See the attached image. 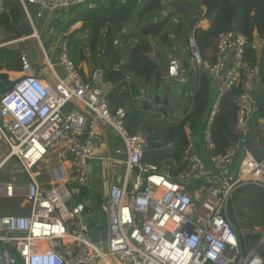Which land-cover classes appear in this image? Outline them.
Wrapping results in <instances>:
<instances>
[{"label": "built area", "instance_id": "obj_1", "mask_svg": "<svg viewBox=\"0 0 264 264\" xmlns=\"http://www.w3.org/2000/svg\"><path fill=\"white\" fill-rule=\"evenodd\" d=\"M6 1L22 10L31 30L10 44L34 41L41 61L20 51L21 76L0 94V208L14 211L0 213V264H264V226L239 230L229 215L239 188L264 189V158L258 160L246 144L239 153L247 112L256 106L259 89L256 69L244 59L247 39L235 30L223 31L203 57L194 38L196 26H185L192 30L181 51L188 62L170 57L168 78L181 84L192 79L193 91L189 111L171 122L180 123L190 113L202 72L214 91L200 148L199 138L186 127L184 168L172 172L170 166L145 162V138L127 128L125 110H110L111 86L102 70L83 75L69 59L64 38L44 45L29 11L36 9L34 19H45V12L51 19L76 6L90 10L99 0H0V15L9 14ZM252 37L254 50L264 44L255 27ZM232 92L237 141L215 153L212 125L222 98ZM145 95L141 91L135 100L146 101ZM160 121L167 123L163 116ZM257 123L264 127V119ZM100 129H110L119 140L121 158L111 163L123 169L121 182L110 185L100 201L107 252L90 242L83 219L68 208L88 193V167ZM5 171L10 177L25 176L29 184L4 179Z\"/></svg>", "mask_w": 264, "mask_h": 264}, {"label": "trees", "instance_id": "obj_2", "mask_svg": "<svg viewBox=\"0 0 264 264\" xmlns=\"http://www.w3.org/2000/svg\"><path fill=\"white\" fill-rule=\"evenodd\" d=\"M163 2L165 0H127L124 4H120L115 0L110 8L102 6H95L90 10L78 8L76 19L70 24L82 22L83 26L79 33H86V37L81 40L77 38L78 33L76 32L66 38L68 56L75 66L84 62L92 69H100L98 56L103 27L107 28L106 39L112 35L117 22H121L124 26L135 14L140 22H145L136 29L137 32H133L130 36L131 45H134L122 69L117 67L120 64L118 55L108 56V66L100 69L103 72L104 82H109L115 87L107 96L110 110L115 111L118 108L125 110L127 128L130 130L142 111L141 107H135V102H137L135 98L139 97V83L141 80L146 82L152 77L157 84L161 80L157 67L145 55L151 52L148 39H157L162 43H167L170 37L178 42L184 41L186 46L187 37L192 33L191 27H184L181 23L175 25L170 23L169 19L176 15L175 12L169 11L168 19L160 21L154 19V15L160 12V7L164 6ZM194 2L198 8L203 9V12L201 10L196 13L191 24L195 25L203 18L210 22L207 30L196 29L194 31V38L203 57L212 52L213 42L223 31L235 30L248 41L244 59L258 71L261 86L254 96L256 106L247 112L244 137L246 146L251 148L258 160H262L264 158V138L259 137V134L263 131L264 135V127L261 129L257 121L264 119V44L257 55L256 50L252 48V32L255 27L258 38L264 39V0H194ZM1 26L8 31L16 30L18 37L29 35L31 32L22 10L16 4L10 6L9 14L0 15ZM123 26L119 32H122ZM121 42L128 45V38L122 36ZM210 61L212 62V59ZM3 69L9 72H21L19 50L0 48V70ZM11 75L13 74L9 75L11 79L18 78ZM129 76L136 83L128 86L125 80ZM0 79V94H2L12 83L8 81L5 74H1ZM123 88L128 89L120 92ZM213 91L208 76L202 72L200 87L193 99V107L182 122L162 125L155 121L156 117L153 116L158 114V110L143 113L139 120L138 130L142 132L147 143L144 153L145 162L159 167L170 166L172 172L183 170L184 166L180 162L186 146L185 128L188 126L199 138L196 142L199 149L204 117L213 100ZM233 97L232 92L222 98L212 125L215 153L224 152L228 146L237 141L233 134L236 117V109L232 105ZM161 113L164 116L168 114L164 109ZM172 120L175 121L176 118ZM231 205L233 208H230V212L235 215L232 214L233 219L235 221L238 219L242 223L243 230L252 231L255 227L264 226V189L254 185L241 187L234 193Z\"/></svg>", "mask_w": 264, "mask_h": 264}, {"label": "crops", "instance_id": "obj_3", "mask_svg": "<svg viewBox=\"0 0 264 264\" xmlns=\"http://www.w3.org/2000/svg\"><path fill=\"white\" fill-rule=\"evenodd\" d=\"M113 1H115V0H99L97 3H95V5L110 8L112 6ZM178 1L181 2V0H178ZM186 1H188L190 4H192L194 6V3H193L194 0H186ZM164 3L165 2H163V5H164ZM163 7H165V6H163ZM187 7L189 8V12L186 16H191V19H190V21L184 20L185 23H184V25L182 24V26H184V27L187 25L188 22L190 23L192 21V19L196 16V13H195L196 11L194 8L197 6L195 5V7L192 8L191 6L188 5ZM80 9H81V7H80ZM82 9H84V8H82ZM198 9H199L198 12H200L201 10L203 12L202 8H198ZM84 10H87V9H84ZM29 11L32 15V19L34 20V22L36 24V29L38 30L37 32H38V34H39L44 45L56 44L58 42H61V40L63 38L66 39L71 34H74L76 32L78 33L77 38L82 40L86 37V33H79L80 29L83 26L82 22L70 24L74 21V19H76L77 14L74 15L73 17L69 18V16H68L69 11H67V12H62L60 14H55L50 19L51 16L48 17L47 16L48 13L45 12V19L41 20V19H36V18L34 19V15L36 13L35 8H29ZM163 12H165V11H163ZM165 13L167 14V17H168L169 16L168 13L167 12H165ZM141 23L142 22H140V21L138 22L139 27L142 25ZM122 26H123V24H122ZM195 26L197 29L207 30L210 26V22L207 19L203 18V19L199 20L197 23H195ZM17 28L19 29V26ZM134 32H137V30H134ZM16 34H17L16 30L15 31H12V30L8 31L4 27L1 26L0 27V45H4V46H0V48L26 51L29 54H31L32 52H38V48H37L36 43L34 41H31V40H29L25 43H21V44H10L11 41H13L15 38L18 37V36H16ZM132 34H133V32H132ZM149 39H151V38H149ZM149 39H148V41H149ZM258 39H260V38H258ZM106 40H107V38L105 39V42H106ZM116 41H117V39H116ZM105 42L103 44L102 51L104 50ZM130 45H131V40L130 41L128 40L127 46H130ZM261 47H262V45L261 46L258 45L257 49H255L257 55H259ZM213 48H214V42H213ZM184 49H182V50H184ZM99 50H100V44H99ZM86 56H88V54ZM38 58H39V56L37 54V61H41V59H38ZM182 59L185 61V65H186V62H188V60L183 58V57H182ZM55 63H57L56 60H55ZM77 67H79V69L81 70L83 75H84V73H90V71L93 70L84 62L79 64ZM1 74L7 75L8 78L10 77L9 76L10 74H13L17 77L21 76V72H9V71L4 70V69L0 70V75ZM13 75H11V76H13ZM15 79H17V78H15ZM125 82L128 86L131 83H133V84L136 83V81H132L129 78H126ZM11 83H13V81ZM105 83L109 84L111 86L110 92H112V90H114L115 87L112 86V84L109 82H105ZM147 84H148V81L145 82L144 80H141V82L138 85L139 86V95L141 94V91L146 93ZM183 85L192 86V91H193L192 79L187 78L186 82ZM127 89L128 88H123L120 92H122L123 90H127ZM141 102H143V101H141ZM167 102H168V98H167ZM146 104H144V105H146ZM168 105H169V102H168ZM135 107H137L136 102H135ZM189 107H190V99L188 102V106L185 108V111L182 115H184L185 113H187L189 111ZM162 108L165 109L166 107H162ZM158 114H160L159 117L163 116L165 118V120L167 121L166 124H168L172 121V119H168L167 116H164L161 113V111H159ZM182 115H180L178 117H181ZM155 121H157L158 123H161L160 118H157ZM161 124L166 125L163 123H161ZM186 127H188V126H186ZM132 129H133V127H132ZM112 135L113 134H112L110 129H100L99 130V132L96 135V138L94 140V143H95L94 159L92 161H90V163H89V166L91 167V170H92L90 190L98 192L102 188H104V192H106V194L102 198L106 197L110 185L121 182L122 176H123L122 167H115L111 163V159H120L121 158V156H120L121 154L118 153L119 151H121L120 143H117L119 140L117 141V139H115ZM122 158H124V157H122ZM54 165H56V164L44 166V167H42V170H46L50 166H54Z\"/></svg>", "mask_w": 264, "mask_h": 264}, {"label": "rangeland", "instance_id": "obj_4", "mask_svg": "<svg viewBox=\"0 0 264 264\" xmlns=\"http://www.w3.org/2000/svg\"><path fill=\"white\" fill-rule=\"evenodd\" d=\"M116 1H118V0H116ZM193 3H194V6L192 4H190L186 0H181V4H183L185 6L189 5L192 8H194L195 5L197 6V4L195 2H193ZM78 8H80V6L72 7L69 10V12H68L69 13V15H68L69 18H71V17H73L74 15L77 14ZM194 9L196 11L195 13H197L198 10H199L198 7H195ZM162 10L167 12V13H170L169 10L166 9V6L165 7L161 6L160 7V12H158V13H156L154 15V19H156V21L168 19L167 18V14L165 12H163ZM190 19H191V16L182 17V16L176 14V15L172 16V18L169 19V21H170V23L172 25L173 24L175 25V24H178V23H181V24L184 25V23H185L184 20L190 21ZM138 22H139V20H138L136 14H135L126 24H124L122 32H118V34H117L116 39H117L118 43H117V45L114 46V52L116 53V56L118 55L119 60H120V64L117 66L119 69H122V65L125 63L126 60L129 59L130 51H131V49H132V47L134 45V44H132L130 46H127L126 44L121 42V37L125 36L130 41L131 40L130 36H131L132 32H134V30L139 28ZM154 22H155V20H154ZM141 24L144 25L145 23L142 22ZM190 24H191V22H190ZM102 30H103V32H102L101 37H100L101 38L100 39V53H99V56H98V61H99L100 69H105L108 66L109 58H108V56L107 57L103 56L102 48H103V44L105 42V36H106L107 28L103 27ZM152 42L157 47L166 48L168 50L169 56L171 58L176 56V57H183V58L188 60V55L186 53H185V55L181 54V50L185 48V42L184 41L178 42L175 39H172V38L169 37L167 43H162V42H160L157 39H152ZM171 48H174V51H172ZM148 67H152V66H148ZM57 71H58V73L60 75H62V72H61L60 69L57 68ZM148 71H149V69L147 68V72ZM1 79H2V77H1ZM129 79H131L132 81H135L130 76H129ZM8 81L12 82V81H14V79H11L9 77ZM147 81H148V84L146 86V95H145L146 96V101L141 102L140 100H137L136 104H137L138 107L142 108L144 106V104L147 103L146 105H149L151 107V109H152L151 112H153L155 109L158 110V111H161L163 109L161 106H158L157 108H154V104H153L154 97L159 96V98L161 100H163L164 98H168L169 105L164 109L168 113L167 114V118L168 119H175V118H177L178 116H180V115H182L184 113L185 108L188 106L190 95L192 93V86L183 85V84L178 83L177 81H174V80H172L170 78L161 79L158 84L156 83V80L153 77L150 78V80H147ZM153 116L156 117L155 118V120H156L157 118H159L160 114L153 115ZM261 125H264V123H262ZM262 134H263V131H262ZM112 136L115 139H117L114 134ZM117 141H118V139H117ZM117 143H119V141ZM97 193L98 194L96 195V198H97L98 202H100L101 198L106 194V192H104V188H102ZM68 208H69V210H71V207L68 206ZM12 210H13L12 208H8V207L7 208H0V213L1 212H10V213L14 212ZM229 213H230L229 214L230 217L232 218L231 220L233 221V223L236 226V228L239 229V230H241V229L243 230L244 227H243L242 223L238 219H237V221H235L233 219L232 214L234 215V213L233 212L231 213L230 209H229Z\"/></svg>", "mask_w": 264, "mask_h": 264}, {"label": "water", "instance_id": "obj_5", "mask_svg": "<svg viewBox=\"0 0 264 264\" xmlns=\"http://www.w3.org/2000/svg\"><path fill=\"white\" fill-rule=\"evenodd\" d=\"M167 1L169 3L170 8L176 11L180 16L184 17L188 14L189 8L181 4V2H179L178 0H167ZM10 6H11V2L6 1L5 7H10ZM121 27H122V23L117 22L116 26L113 29L112 35L107 38L103 50L104 57L116 55L113 48V41L116 39L117 34ZM149 44L153 52L156 54V58H153V62L161 75V79H167L168 64L170 58L168 50L166 48L155 46L151 39H149ZM30 58L33 60V62H37V53L32 52L30 54ZM256 73L258 75L257 70ZM208 78L210 79V77ZM256 86L260 87L261 83L258 81ZM153 104H154V108H157L158 106L167 107L168 105L167 98L161 100L159 96H156L153 99ZM66 109L67 110L70 109V106H66ZM150 111H152V109L149 105H144L142 107V111L138 115V119L134 123L132 134H134L136 129L138 128L139 120L141 119L143 113ZM244 145H245V137H242L241 142L239 144L240 147L239 153H242L241 149L244 147ZM91 175H92V170L91 167L89 166L88 177L86 180V186L89 189L88 193L80 201L73 202L71 208L78 218L83 219V223L87 226V231H88L87 238L90 240V242L95 243L98 247L102 248L103 252H107V245H106L107 222L101 212V202H98L96 198V195L98 193L96 191L90 190ZM99 243H101V245Z\"/></svg>", "mask_w": 264, "mask_h": 264}, {"label": "bare ground", "instance_id": "obj_6", "mask_svg": "<svg viewBox=\"0 0 264 264\" xmlns=\"http://www.w3.org/2000/svg\"><path fill=\"white\" fill-rule=\"evenodd\" d=\"M164 6H166V9L169 10L170 12H175L176 14H178L176 11H174V10H172V9L170 8L169 3H168L167 0H165ZM178 15H179V14H178ZM145 55H146V57H147L149 60H151L152 62H153V58H156V54L153 52L152 48H151V52L148 53V54H145ZM153 63H154V62H153ZM9 166H13V167H15V166H16L15 161H11V162L9 163ZM1 176H2L4 179H6V180L11 179L13 182H16V183H18V184H23V185H27V184H29V181H28V179H27L25 176H19V177H17V178H16V177H10V175H9V176L7 175V172H6V171H5L4 173H2Z\"/></svg>", "mask_w": 264, "mask_h": 264}, {"label": "clouds", "instance_id": "obj_7", "mask_svg": "<svg viewBox=\"0 0 264 264\" xmlns=\"http://www.w3.org/2000/svg\"><path fill=\"white\" fill-rule=\"evenodd\" d=\"M114 41H116V39H115ZM114 41H113V42H114ZM116 42H117V41H116ZM117 43H118V42H117ZM116 45H117V44H116ZM114 46H115V45L113 44V48H114ZM171 49H172V48H171ZM160 76H161V75H160Z\"/></svg>", "mask_w": 264, "mask_h": 264}]
</instances>
